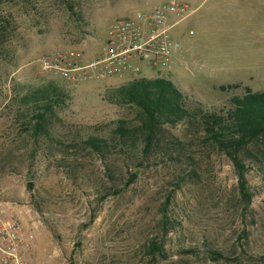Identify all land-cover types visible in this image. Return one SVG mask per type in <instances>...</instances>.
<instances>
[{"label": "rangeland", "instance_id": "374dc122", "mask_svg": "<svg viewBox=\"0 0 264 264\" xmlns=\"http://www.w3.org/2000/svg\"><path fill=\"white\" fill-rule=\"evenodd\" d=\"M168 2L192 14L174 29L182 52L173 70L145 68L150 78L172 81L191 110L208 114H227L248 89L264 92V0L0 4V210L23 226L31 264H264V136L241 151L249 201L232 159L198 125H166L149 150L142 137L118 144L120 122L142 123L106 94L130 80L75 84L41 68L65 49L94 58L115 20ZM50 85L61 103L40 120L22 97ZM89 138L109 147L100 154Z\"/></svg>", "mask_w": 264, "mask_h": 264}, {"label": "trees", "instance_id": "16d2710c", "mask_svg": "<svg viewBox=\"0 0 264 264\" xmlns=\"http://www.w3.org/2000/svg\"><path fill=\"white\" fill-rule=\"evenodd\" d=\"M10 0H0V4ZM55 86L39 88L22 97L26 104H32L41 110L37 115L42 120L48 114H54L53 107L59 99ZM109 103L117 106L136 108L141 120L137 129H129L120 122L115 137L121 147H135L137 138H143L144 149L149 150L157 144V137L166 125L186 122L198 125L200 134L226 152L232 159L238 175L239 190L243 198L251 200L247 167L241 158V151L264 136V92L248 89L243 97L233 98V108L227 114L205 113L191 110L187 96L170 80L165 78H139L124 85L110 89L106 94ZM198 122V123H197ZM43 124L37 122L36 132H41ZM90 147L103 154L109 142L104 139L89 138ZM137 178V172L131 174V183ZM212 259L222 258V254L213 253Z\"/></svg>", "mask_w": 264, "mask_h": 264}, {"label": "built area", "instance_id": "2783aa9c", "mask_svg": "<svg viewBox=\"0 0 264 264\" xmlns=\"http://www.w3.org/2000/svg\"><path fill=\"white\" fill-rule=\"evenodd\" d=\"M191 14L187 3L178 2L136 11L111 24L94 58L87 59L78 49H65L42 58L41 68L75 84L108 78H150L143 75L145 68L155 73L169 72L182 52L174 29ZM33 253L21 223L4 218L0 210V264H31Z\"/></svg>", "mask_w": 264, "mask_h": 264}, {"label": "crops", "instance_id": "0c3cea01", "mask_svg": "<svg viewBox=\"0 0 264 264\" xmlns=\"http://www.w3.org/2000/svg\"><path fill=\"white\" fill-rule=\"evenodd\" d=\"M175 37V36H174ZM178 60V57H177V59H176V61ZM173 68H174V66H173ZM147 70H149L148 68H146ZM173 70V69H172ZM143 75H147V76H149L147 73H145V72H143ZM150 77V76H149ZM155 77V76H154ZM152 78V77H151ZM114 81H118V80H116V79H114Z\"/></svg>", "mask_w": 264, "mask_h": 264}]
</instances>
